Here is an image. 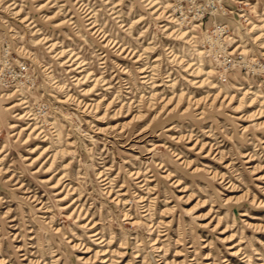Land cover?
<instances>
[{
    "label": "rangeland",
    "instance_id": "obj_1",
    "mask_svg": "<svg viewBox=\"0 0 264 264\" xmlns=\"http://www.w3.org/2000/svg\"><path fill=\"white\" fill-rule=\"evenodd\" d=\"M175 1L0 0V264H264V0Z\"/></svg>",
    "mask_w": 264,
    "mask_h": 264
},
{
    "label": "built area",
    "instance_id": "obj_2",
    "mask_svg": "<svg viewBox=\"0 0 264 264\" xmlns=\"http://www.w3.org/2000/svg\"><path fill=\"white\" fill-rule=\"evenodd\" d=\"M222 0H176L173 12L182 13V5L188 6L194 12L192 17H188L189 20L201 21L206 13L210 14V9L214 8L215 11L219 10L223 14L232 13L222 6ZM185 16V15H184ZM227 25L222 23H213L209 33H208V42L209 41H224L221 39L224 36L228 35ZM215 55L216 67L218 72L228 74L233 70L248 69L250 66H255L259 71H264V65L258 61L250 62L249 59H246L245 54H242L241 51H236L235 48L230 51L227 49L220 50L218 49ZM208 54V52H207ZM209 55V54H208Z\"/></svg>",
    "mask_w": 264,
    "mask_h": 264
},
{
    "label": "bare ground",
    "instance_id": "obj_3",
    "mask_svg": "<svg viewBox=\"0 0 264 264\" xmlns=\"http://www.w3.org/2000/svg\"><path fill=\"white\" fill-rule=\"evenodd\" d=\"M246 5H247V4H245V6H246ZM174 21L176 22L177 20H174ZM177 23H178V22H177ZM195 24H199V23H195ZM195 24H194V25L192 24V26H195ZM199 25H200V24H199ZM221 39H225V38L222 37ZM239 48H240V46H239ZM227 51H230V50H227ZM204 52H206L205 55L208 56L207 52H209V51L204 50ZM230 53H231V51H230ZM241 53H242V51H241ZM242 54H244V53H242ZM249 61H250V62H254V61H257V59H256V58H250ZM259 63H261V62H259Z\"/></svg>",
    "mask_w": 264,
    "mask_h": 264
}]
</instances>
